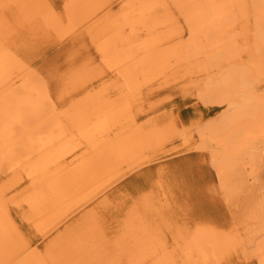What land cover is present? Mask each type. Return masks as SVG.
Masks as SVG:
<instances>
[{
  "label": "bare ground",
  "instance_id": "bare-ground-1",
  "mask_svg": "<svg viewBox=\"0 0 264 264\" xmlns=\"http://www.w3.org/2000/svg\"><path fill=\"white\" fill-rule=\"evenodd\" d=\"M60 3L0 0V264H220L226 258L212 248L223 243L219 230L178 229L162 244L148 227L135 238L131 232L149 218L135 212L114 241L112 230L102 233L96 226L92 202L105 200L115 183L159 158L157 151L167 145L172 130L158 118L138 123L144 110L133 107L143 86L134 81L148 75L145 81L183 73L204 90V102L227 104L199 132L218 144L212 160L222 184L247 165L241 156L264 139V0ZM21 28L90 38L100 51L97 73H110L123 95L97 92L70 107L57 106L12 47ZM249 41L255 56L245 63L238 43ZM247 167L253 171L254 164ZM161 194L165 201L173 198ZM12 205L36 234L50 235L46 253L23 238ZM67 228L73 232L60 236ZM255 245L264 264V240Z\"/></svg>",
  "mask_w": 264,
  "mask_h": 264
},
{
  "label": "rangeland",
  "instance_id": "rangeland-1",
  "mask_svg": "<svg viewBox=\"0 0 264 264\" xmlns=\"http://www.w3.org/2000/svg\"><path fill=\"white\" fill-rule=\"evenodd\" d=\"M48 1L60 3V0ZM249 28L253 33L252 40L256 41L254 30ZM16 36L11 40L13 49L35 81L51 91L57 106L70 107L91 93L116 98L123 95L110 73H97L101 68L100 51L90 38L61 39L50 34H35L24 28ZM250 43L244 46L238 43L245 63L255 56ZM212 61L213 57L204 64ZM151 76L134 81L136 86L143 85L133 104L135 111L144 110L137 115L138 123L158 118L172 132L166 140V147L157 151L162 153L159 158L130 173V180H126L128 175L115 183L105 200L97 197L92 202L95 204L92 212L96 226L102 233L112 230L115 241L124 231L125 218L135 212L144 218L149 213V218L131 232L135 238L146 234L144 227H148L153 240L158 235L159 243L164 244L170 242L176 230L194 231L198 226L205 234L221 232L222 238H216L223 243H212V248L217 247L215 252H222V258H226L220 264H260L255 243L264 240V229L261 228L264 225V139L254 141V147L241 156L247 163L245 167L254 164L253 171L239 165L227 177V183L222 184L212 160L213 153L219 150L218 144L206 142L199 129L222 115L228 105L204 102L200 97L204 91L202 87L203 91H199L197 83L183 73L178 77L160 75L145 81ZM75 96L78 98L74 99ZM163 192L173 196L171 201L161 197ZM11 207L23 238L46 253L52 244L50 235L41 237L36 234L17 206ZM65 230L59 235L73 232ZM211 261V264L216 263L215 259Z\"/></svg>",
  "mask_w": 264,
  "mask_h": 264
}]
</instances>
